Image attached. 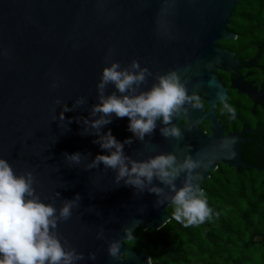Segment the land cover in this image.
I'll list each match as a JSON object with an SVG mask.
<instances>
[{
    "label": "water",
    "instance_id": "water-1",
    "mask_svg": "<svg viewBox=\"0 0 264 264\" xmlns=\"http://www.w3.org/2000/svg\"><path fill=\"white\" fill-rule=\"evenodd\" d=\"M239 1L0 0V158L17 174L32 172L36 194L57 209L64 199L79 193L81 200L71 217L58 222L56 229L62 242L67 240L84 253L78 264H151L148 254L126 245L124 229L132 228L134 236L138 227L160 229L169 221L167 208L172 205L156 206V194L137 193L123 181L115 185V172L102 163L86 170L87 163L104 150L93 143L95 135L82 134L83 122L76 118L91 119L102 69L113 61L126 67L135 59L154 75L176 70L189 93H203L208 99L210 110L204 116L213 117L211 107L220 101L217 94L226 95L215 71L230 72L238 65L234 54L217 42L236 38L227 25ZM54 81L56 88L51 87ZM154 82V76L148 77L142 90ZM112 91L109 85L107 92ZM78 97L87 103L59 120L62 104L71 108ZM200 114V108H190L184 118L187 124L182 118L174 120L182 130L180 139L164 138L158 122L144 141L134 139L125 145L126 154L147 159L177 152L181 158L191 155L202 162ZM128 122V117L113 114L102 131L110 128L123 141L133 135ZM73 152L84 156L79 164L65 160L64 154ZM205 159L207 167L194 170L200 188L208 176L206 168L216 165L214 154ZM184 179L183 174L177 178V187ZM101 229L105 238L97 239ZM116 239L122 242L118 260L107 252L108 242ZM90 252L96 254L95 261L88 259Z\"/></svg>",
    "mask_w": 264,
    "mask_h": 264
},
{
    "label": "clouds",
    "instance_id": "clouds-1",
    "mask_svg": "<svg viewBox=\"0 0 264 264\" xmlns=\"http://www.w3.org/2000/svg\"><path fill=\"white\" fill-rule=\"evenodd\" d=\"M150 76H154L155 82L142 90L141 86ZM109 85L114 87L110 94L107 92ZM57 86L55 81L51 85L52 88ZM96 90L98 102L90 109L91 119L77 117L76 120L83 122L82 134L95 135L97 138L93 143L106 154H97L87 163L86 170L98 168L102 163L104 168L115 172V185L119 186L123 181L124 186L133 187L137 193L156 194V206L171 203L173 218L185 227L210 219L213 210L199 187L198 176L194 175V170L201 167V161L191 155L181 158L177 152H162L147 159H134L125 152V145H131L134 139L144 141L146 136H151L158 122L162 125L159 131L164 138L180 139L182 130L174 120L186 118L190 108H201V97L195 92L189 93L186 82L176 70L154 75L135 59L126 67H121L117 61L105 66ZM217 95L223 111L235 118L236 109L228 98L223 93ZM56 103L61 104V101L57 99ZM85 103V97H78L71 108L63 103L59 120L64 121L65 112ZM113 114L118 118L128 117L127 130L133 134L131 137L120 141L110 128L102 131L112 122ZM64 157L71 164H79L84 156L73 152L65 153ZM181 174L185 179L182 186L177 187L176 180ZM34 184L32 172L17 174L7 160L0 158V264H78L84 260V253L70 246L67 240L62 242L56 229L58 222L71 217L73 207L81 200L79 193L72 199H64L57 209L54 204L40 199ZM124 233L126 239L134 238L132 228H125ZM96 238H105L103 229L97 232ZM121 245L120 239L109 241L108 255L118 260ZM88 259L95 261L96 254L90 252Z\"/></svg>",
    "mask_w": 264,
    "mask_h": 264
},
{
    "label": "trees",
    "instance_id": "trees-1",
    "mask_svg": "<svg viewBox=\"0 0 264 264\" xmlns=\"http://www.w3.org/2000/svg\"><path fill=\"white\" fill-rule=\"evenodd\" d=\"M228 28L243 42L264 47V0H240ZM232 177L208 180L205 194L210 219L185 227L173 218L160 229L138 227L134 250L149 255L151 264H264V161Z\"/></svg>",
    "mask_w": 264,
    "mask_h": 264
},
{
    "label": "flooded vegetation",
    "instance_id": "flooded-vegetation-1",
    "mask_svg": "<svg viewBox=\"0 0 264 264\" xmlns=\"http://www.w3.org/2000/svg\"><path fill=\"white\" fill-rule=\"evenodd\" d=\"M228 30L236 38L218 41L217 45L232 52L238 65L230 72L221 69L215 72L225 87L228 102L236 109V116L226 114L221 101L211 107L213 117L204 116L210 105L203 93L200 94L203 105L197 126L203 135L200 149L205 158L214 154L216 162L215 168H206L208 176L200 183L203 191L208 180L214 177H232L254 167V161H264V47L243 42L239 33ZM181 122L188 121L182 118ZM205 158L202 169L207 167Z\"/></svg>",
    "mask_w": 264,
    "mask_h": 264
}]
</instances>
